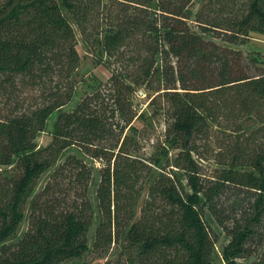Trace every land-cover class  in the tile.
I'll use <instances>...</instances> for the list:
<instances>
[{
    "label": "trees",
    "instance_id": "16d2710c",
    "mask_svg": "<svg viewBox=\"0 0 264 264\" xmlns=\"http://www.w3.org/2000/svg\"><path fill=\"white\" fill-rule=\"evenodd\" d=\"M112 1L123 6L121 13L103 18L102 0L0 3V100L12 104L0 116V264H58L89 249L92 171L75 154L58 164L72 145L103 161L97 191L103 216L93 245L105 258L100 264H214L216 238L205 213L209 209L224 224L219 207L229 188L244 197L235 199V215L223 225L231 237L223 258L238 264L250 239L264 241V59L244 58L228 43L264 34V0H207L197 11L195 0ZM63 9L87 40L102 35L99 42L113 60L107 116L86 96L59 115L51 141L39 146L48 118L71 99L73 88L64 80L81 61ZM158 78L162 87L156 88ZM26 83L40 91L32 105L16 94ZM141 86L157 93L152 101L161 98L169 113L165 141L181 149L171 160L165 148L148 165L136 138L124 133L137 115L128 117L127 102ZM246 117L259 124L250 133L242 126ZM222 129L237 135L219 145L217 154L225 149L229 155L218 161L216 175L206 176L197 138L211 144ZM12 165L10 174L6 167ZM55 165L36 193L40 177ZM153 166L159 172L137 215L139 182ZM64 185L77 193L60 208ZM31 198L29 227L18 238ZM249 264H264V257Z\"/></svg>",
    "mask_w": 264,
    "mask_h": 264
},
{
    "label": "rangeland",
    "instance_id": "374dc122",
    "mask_svg": "<svg viewBox=\"0 0 264 264\" xmlns=\"http://www.w3.org/2000/svg\"><path fill=\"white\" fill-rule=\"evenodd\" d=\"M2 1L4 0H0V3H2ZM102 1L104 3L101 5L102 7L99 8V18L105 17L107 13L111 15H118L121 13L123 6L119 5V3L112 0ZM206 2L207 0H195L193 10L197 11ZM63 12L75 28L76 49L80 55L81 61L68 80H64V85H70L73 88L71 99L48 118L45 130L39 132L37 135L36 141L39 146L47 145L51 141L52 136L56 133L55 127L59 115L64 111L73 110L76 105L86 96L94 97L92 103L94 108H96L101 113L104 112L107 116V106H105V104H109L107 100L109 97L108 90L110 91V76L112 74V67H114V64H111V61L113 60H109L108 62L103 46L101 42H99V39H101L102 35H92V37L87 40V37L82 34L79 27L72 19L71 14L65 9H63ZM216 40L222 42L221 38H217ZM228 45L241 52V56H244V58H247L251 55H258L260 58L262 57V59H264L263 33L252 32L242 41L235 44L228 43ZM244 66L246 67V64ZM248 67L251 71H253L252 73L257 71V69L252 65H249ZM162 81V78H158L153 82V85L156 88L162 87ZM98 93L99 97L97 95ZM16 94L19 95L20 98L22 97L20 103L24 102L26 105H32L36 97L39 98L40 91H36V88H32L30 84L26 83V85L18 87ZM156 94L157 93L148 90V88L145 86H141L136 88L133 94L130 95L129 102H127V107L131 111L128 117L135 114L137 115L134 116L132 122L128 125L124 133L133 135L136 138L137 146L139 147V157L144 158L148 165L150 164L149 162L151 161V157H159L160 154H165V148L169 150L168 157L170 160L173 159L181 150L178 147H168V143L165 141V132L170 118L169 113L164 110V104L162 103L161 98H158L154 102L152 101ZM11 105V102H9L6 106H4L0 100V116H5L11 112ZM242 126L246 133H250L251 131L255 130L259 124L258 121L253 117H246L242 120ZM219 131L220 132L216 133L218 137H215V141H213L211 144L206 143V141L209 139L205 138V136H203V138H201V136L197 138V144L201 145L200 151L205 157V159L202 161V173L206 176L212 177L216 175L219 170L218 167H220L219 162L227 159L229 155L224 154L225 149L220 151L222 154L218 155L217 153L220 150L219 145H222L223 147L229 145L232 143V141H234L237 135L230 130L222 129ZM229 133H231V135ZM109 142V138H106L105 143ZM70 154L79 156L92 171L89 181L88 194L93 205L94 220L88 232L89 249L85 251L81 257L68 259L58 264H100L105 260V258L99 252L100 250L96 251L94 249L93 245L96 229L103 216L99 206L97 192L102 176L101 168L103 167V161L95 159L79 145H72L65 150L58 164L60 162L62 163L67 155ZM55 167H57V165L53 166L49 171L45 172L40 177L36 187V193L41 191L44 185L48 182ZM14 169V165L6 167V170H8L10 174L14 172ZM146 171L149 172V168ZM150 171L151 172L149 173L145 172L144 175L146 173L147 174L145 176L143 175V178L139 182V185H143V190L140 194L138 207L136 209L137 215L139 214L144 199L146 198L149 184L159 172L157 166H153ZM180 175L182 177L183 185L188 189L189 187L187 185L186 176L184 173H180ZM69 184L73 186L72 183ZM63 189L65 191H61L59 196L60 208H62L63 204L64 206L70 204L77 193V190L71 189L70 185H64ZM243 197L244 195L237 192L234 188L225 190L222 202H220L221 206L219 207L220 212L223 213V216L221 217L225 221L223 225L230 224V217L235 215V208H233V206H235V199H239L242 202ZM31 200L32 198L28 201L26 206L25 219L21 222L18 228V238L21 237L29 227ZM243 202H245V199ZM205 218L206 222L214 233V237L216 238L214 264H227L223 258V250L225 245H227L230 241L231 237L222 223L219 222L220 218H217V216H215L214 213H211L209 209L205 213ZM260 257H264V241L260 242V240L252 238L246 244L245 254L238 258V264H249L254 260H258Z\"/></svg>",
    "mask_w": 264,
    "mask_h": 264
}]
</instances>
